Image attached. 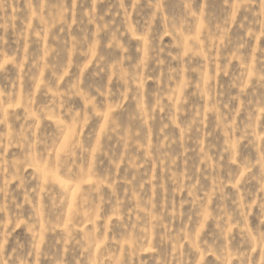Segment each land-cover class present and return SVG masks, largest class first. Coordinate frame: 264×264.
Segmentation results:
<instances>
[{
    "label": "rangeland",
    "instance_id": "rangeland-1",
    "mask_svg": "<svg viewBox=\"0 0 264 264\" xmlns=\"http://www.w3.org/2000/svg\"><path fill=\"white\" fill-rule=\"evenodd\" d=\"M0 264H264V0H0Z\"/></svg>",
    "mask_w": 264,
    "mask_h": 264
}]
</instances>
